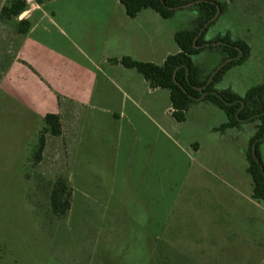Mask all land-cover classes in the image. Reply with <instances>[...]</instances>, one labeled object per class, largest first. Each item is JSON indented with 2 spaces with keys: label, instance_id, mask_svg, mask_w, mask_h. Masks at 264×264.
I'll return each mask as SVG.
<instances>
[{
  "label": "rangeland",
  "instance_id": "rangeland-1",
  "mask_svg": "<svg viewBox=\"0 0 264 264\" xmlns=\"http://www.w3.org/2000/svg\"><path fill=\"white\" fill-rule=\"evenodd\" d=\"M27 1L26 12L36 9ZM41 1L47 16L23 41L24 51L34 49L65 72L81 69L97 80L96 95L110 100L93 99L74 119L78 137L72 121L55 114L61 135L44 136L40 163L32 166L43 127L33 111L37 93L13 86L10 74L11 84L1 83L16 56L22 37L15 28L25 12L0 22V264H264V201L250 200L245 161L256 123L213 133L223 114L198 103L176 124L167 92L147 90L133 107L122 96L129 75L110 66L131 54L160 67L177 52L173 35L190 28L195 12L186 8L161 20L143 11L124 29L118 0ZM214 1L224 11L203 41L227 36L249 49L248 59L214 89L243 98L264 86V0ZM106 59L109 65L102 64ZM222 59L204 50L191 62L205 78ZM257 155L264 168V143ZM59 179L70 192L62 220L51 215L48 200Z\"/></svg>",
  "mask_w": 264,
  "mask_h": 264
},
{
  "label": "trees",
  "instance_id": "trees-1",
  "mask_svg": "<svg viewBox=\"0 0 264 264\" xmlns=\"http://www.w3.org/2000/svg\"><path fill=\"white\" fill-rule=\"evenodd\" d=\"M37 6L41 0H34ZM127 19H134L140 12L151 11L161 20L170 19L181 7L192 4L188 9L195 12V19L189 29L175 33L173 42L178 50L174 56L164 59L160 67L139 63L129 58L113 61L123 70L133 71L146 84L149 90H160L168 93L170 117L176 124L184 122V116L189 107L198 103L208 104L223 114L224 124L212 130L213 133L223 134L236 130L242 124L256 123L254 136L248 143L245 155L246 173L251 181L250 200L254 203L264 201V168L257 155V147L264 143V86L249 90L243 98L229 91L218 92L214 88L221 81L225 72L242 65L249 55V49L241 42H231L227 36L205 43L203 37L207 30L223 13L224 8L214 0H118ZM216 19L210 23L215 17ZM26 12V5L20 0H5L0 8V22L18 20ZM30 30V24L20 19L15 28V34L24 37ZM217 51L226 63L216 74L203 78L201 73L192 65L191 58L200 52ZM238 52L241 56L238 57ZM43 127L38 133L37 146L33 154L32 166L40 163L44 148V136L58 138L61 135L60 118L58 115H46L42 119ZM254 154L258 165L251 159V145L258 141ZM261 170L260 171V168ZM49 210L51 215L62 220L69 210L70 192L65 181L57 180L49 193Z\"/></svg>",
  "mask_w": 264,
  "mask_h": 264
},
{
  "label": "crops",
  "instance_id": "crops-1",
  "mask_svg": "<svg viewBox=\"0 0 264 264\" xmlns=\"http://www.w3.org/2000/svg\"><path fill=\"white\" fill-rule=\"evenodd\" d=\"M35 6L36 9H33L30 13L26 14L25 17L22 18L30 24V30L24 37L19 38L17 47L15 49L16 56L14 59H12L11 56L10 66L8 67L5 77L1 83H3L5 86L10 85L11 83L7 81L8 76H6L7 74H10L12 75L11 78L13 79V86H16L18 89L21 87L22 91H29L30 87L32 93H37L38 96V98H35V104L33 103L35 106L33 111L38 113V117L43 118L46 115L59 114L63 119L68 118L70 119V124L72 121L74 131L77 133L78 137V131L75 129L74 119L85 115L89 111L87 110L89 107L92 108L89 104L93 99H100L101 102L106 103L110 99L104 97V93L101 91L99 92L101 93L100 95H96L98 93V91L95 89L97 80H93V78L91 79L89 75L84 77L81 69L76 68L75 70L72 69L69 72L66 70L65 72L63 68H61L49 58L40 56L42 55L41 53L34 52V49L30 51L28 50L27 52L24 51V48L27 45L25 44L26 41L25 43H23V41L30 38L32 39V37L38 31L39 23L47 16L44 12H42V5ZM36 12L39 14L41 13L40 18L31 21V15ZM138 16H140V13L132 20L126 18V21H123L122 27L124 29H132L134 26L133 24H135V22H137L136 20H138ZM137 28L138 31H143L142 27L137 26ZM137 49L138 48H135L134 50L136 51ZM177 52L175 54H177ZM126 57L132 59V61L135 62H143L155 66L153 62H144L139 60V58H135V56L131 54H128ZM164 59H162V63ZM103 63L107 65L109 60H103L102 64ZM111 65L117 66L110 63V66ZM123 71L126 72L124 75L129 76L125 78L127 84L124 86L125 92H122V96L127 102H129L131 106L134 107L136 106L135 101L139 100L143 92L147 90L149 92L153 91L148 89L147 84L140 77V79H137L128 73L131 71ZM106 82L112 86L113 81L111 79L108 80L107 78ZM43 96L48 97V99H43ZM55 96L59 98V101L55 100ZM104 112L110 113V111L107 109ZM121 117L122 114L118 116L113 115V118L116 119H120ZM214 129L215 128H212L211 131ZM76 144H78V139Z\"/></svg>",
  "mask_w": 264,
  "mask_h": 264
},
{
  "label": "water",
  "instance_id": "water-1",
  "mask_svg": "<svg viewBox=\"0 0 264 264\" xmlns=\"http://www.w3.org/2000/svg\"><path fill=\"white\" fill-rule=\"evenodd\" d=\"M192 4H190V5H187V6H183V7H181V9H186V8H188V7H190ZM217 15H218V10L216 11V15H215V17L210 21V23L211 22H213L215 19H216V17H217ZM241 56V53L240 52H238V57L236 58V60L239 58ZM229 62V61H228ZM226 63H224V64H222V65H220L219 67H218V69L214 72V74H216L224 65H225ZM261 140H258V141H256V142H254L252 145H251V148H250V156H251V159L258 165V162H257V160H256V157H255V154H254V148H255V145L258 143V142H260ZM260 169V171H262L261 170V167L259 168Z\"/></svg>",
  "mask_w": 264,
  "mask_h": 264
},
{
  "label": "built area",
  "instance_id": "built-area-1",
  "mask_svg": "<svg viewBox=\"0 0 264 264\" xmlns=\"http://www.w3.org/2000/svg\"><path fill=\"white\" fill-rule=\"evenodd\" d=\"M23 2L25 3V5H27V4H28V1H27V0H24ZM29 7H30V8H29V9H30V10H29V12H30V11H31V7H32V6H29ZM29 12H28V11H27V12H25V13H24V15L28 14ZM19 20H20V19H19Z\"/></svg>",
  "mask_w": 264,
  "mask_h": 264
},
{
  "label": "flooded vegetation",
  "instance_id": "flooded-vegetation-1",
  "mask_svg": "<svg viewBox=\"0 0 264 264\" xmlns=\"http://www.w3.org/2000/svg\"><path fill=\"white\" fill-rule=\"evenodd\" d=\"M228 61L230 62V60H226V62H224V63H228ZM224 63H222V64H224Z\"/></svg>",
  "mask_w": 264,
  "mask_h": 264
}]
</instances>
